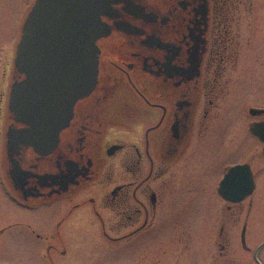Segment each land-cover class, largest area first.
<instances>
[{"label":"flooded vegetation","instance_id":"flooded-vegetation-1","mask_svg":"<svg viewBox=\"0 0 264 264\" xmlns=\"http://www.w3.org/2000/svg\"><path fill=\"white\" fill-rule=\"evenodd\" d=\"M102 20L96 85L52 151L16 156L25 182L0 110V264L7 235L14 264H112L137 238L139 264H264V0H120Z\"/></svg>","mask_w":264,"mask_h":264},{"label":"water","instance_id":"water-1","mask_svg":"<svg viewBox=\"0 0 264 264\" xmlns=\"http://www.w3.org/2000/svg\"><path fill=\"white\" fill-rule=\"evenodd\" d=\"M120 0H35L22 26L12 79L9 113L21 127L7 129L10 176L25 182L28 173L16 158L23 147L47 154L76 102L88 95L98 77L97 40L108 33L102 15ZM251 188H249V191Z\"/></svg>","mask_w":264,"mask_h":264},{"label":"rangeland","instance_id":"rangeland-1","mask_svg":"<svg viewBox=\"0 0 264 264\" xmlns=\"http://www.w3.org/2000/svg\"><path fill=\"white\" fill-rule=\"evenodd\" d=\"M34 1L35 0H0V110H2L3 115L6 110L7 100L12 83V80L9 77V71L12 67L13 57L15 58L16 43L19 40L25 17L34 4ZM8 80L10 85L8 84ZM2 93L3 95H1ZM4 196V192L2 191L0 193V197ZM185 211L187 212L185 209L181 210V212ZM83 212H85L84 209H79L76 212V216L84 217L86 213L84 214ZM9 216L10 215L5 212V209L0 206V224L9 220ZM86 221L88 222V229L92 232L95 231L96 226L94 225L93 221L90 220L88 215H86ZM15 237V235H7L4 237V241L1 245V250L4 251L5 257L12 264L16 262L12 256L15 253L11 249V245L15 242ZM144 243V238H137L136 240H132L128 243L119 241L113 242L111 244L112 246L110 247V249L113 250L112 264H139L141 260L139 247ZM168 251L169 253L171 252V247H169ZM6 252L8 253L5 254ZM193 253L194 259L197 260L195 264H201L203 256H205L204 253L202 254V249L196 248L194 249ZM148 260L149 259H147L146 263L143 262L142 264H153ZM108 264L111 263L109 262ZM161 264H168L167 258H162Z\"/></svg>","mask_w":264,"mask_h":264}]
</instances>
